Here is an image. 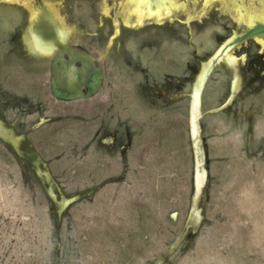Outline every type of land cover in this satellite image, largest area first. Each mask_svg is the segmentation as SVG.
Instances as JSON below:
<instances>
[{
	"label": "rangeland",
	"instance_id": "1",
	"mask_svg": "<svg viewBox=\"0 0 264 264\" xmlns=\"http://www.w3.org/2000/svg\"><path fill=\"white\" fill-rule=\"evenodd\" d=\"M46 1L69 21L58 11L64 0ZM118 1L96 0L94 33L104 23L108 35L123 36L125 53L115 52L118 39L107 54L98 49L108 74L94 102L113 101L109 113L123 119L131 145L97 165L85 122L68 118L30 135L64 184L59 198L81 196L60 213L47 183L28 171L25 142L0 139V264H264V74L252 85L245 80L253 73L242 74L249 59L264 73V44L248 39L229 51L236 77L221 55L206 79L197 222L188 112L203 64L235 30L264 21V0ZM75 9L88 6L76 0ZM39 32L41 45L54 47ZM80 103L71 105L88 108Z\"/></svg>",
	"mask_w": 264,
	"mask_h": 264
},
{
	"label": "flooded vegetation",
	"instance_id": "2",
	"mask_svg": "<svg viewBox=\"0 0 264 264\" xmlns=\"http://www.w3.org/2000/svg\"><path fill=\"white\" fill-rule=\"evenodd\" d=\"M75 1L64 0L58 7L60 14L67 12L68 21L65 15L56 14L55 10L57 9L54 8L55 6L46 0H0V121L15 136L21 137V142H25L28 150L24 151L23 158L27 162L28 171L30 173L32 171V177H35L41 183H47V188L61 189L64 184L62 185L59 177L52 172L50 161H45L35 149L34 144L28 139L44 124L53 126L55 123L68 118H75L82 123L85 122L84 126L92 134L90 143L93 154L92 160L97 165H99L98 159H102L105 154L111 158L116 157L115 155L119 156V154L125 156L126 147L129 144L131 145L133 140L132 134L124 126L123 119L109 113L113 111V101L111 99L110 102L106 99L103 102L101 100L94 102V98L103 91L108 74L104 60L101 61L99 58L98 49H101L102 54H107L109 41L118 39L115 52L122 55L125 53L124 38L120 34V36L108 35L104 23L99 26L100 33H94L92 22L98 21L96 0H83L88 6V11L86 10L82 14L76 13ZM165 1L159 2L157 8L164 6ZM108 2L111 3V0H108ZM116 2L119 7L120 2L118 0ZM140 2L147 3L149 7L153 4L152 0H140ZM40 28L43 30L46 28L60 29L63 31V35L60 37L48 35L53 41L54 47L45 48L41 45L40 39L37 38ZM109 37L111 38L109 39ZM60 43L82 47L97 59L104 73L102 88L97 94L76 100L59 99L53 94L51 88L52 54L48 51L54 48L57 52V47H61ZM223 58L235 63L228 49ZM226 59H224V63L231 68ZM258 66L260 64L254 59H249L246 63L242 74L246 71L253 74L249 78L247 77L245 84L252 85L257 77L261 78L264 74L261 68L263 66L260 69L257 68ZM15 77L19 82L25 78L27 81L20 84V86L13 85V78ZM4 83L6 85L10 84L11 90ZM82 101L89 103L88 108L83 105L85 109L87 108L86 110L84 108L78 109L79 105L75 108L71 105L80 102L82 104ZM87 112L89 116H87ZM104 112H107V114L103 115ZM125 138H127L126 143L124 142ZM0 139L6 144L9 142L1 137ZM73 151L75 154L78 153L76 150ZM38 159H40L39 167L51 173V181L45 175L41 176L38 173L36 165ZM80 198L81 196L77 200Z\"/></svg>",
	"mask_w": 264,
	"mask_h": 264
},
{
	"label": "water",
	"instance_id": "3",
	"mask_svg": "<svg viewBox=\"0 0 264 264\" xmlns=\"http://www.w3.org/2000/svg\"><path fill=\"white\" fill-rule=\"evenodd\" d=\"M199 2L203 0H198ZM209 1V0H208ZM207 2L204 5H207ZM255 1V0H249ZM160 0L158 3H153L151 7L157 8L159 6ZM161 24V23H158ZM46 33L49 36L57 37L58 34L55 30L51 28H46ZM254 39L258 43V41L264 44V21L256 20V21H249V27L245 28L241 31H236L230 35L223 43L220 45L219 54L222 55L227 49L228 52L235 48L236 45L248 40ZM258 40V41H257ZM61 47H57L58 51L56 52L54 48L49 50L52 55L51 60V67H52V76H51V88L53 90V94L59 99H66V100H76L81 99L82 97H90L97 94L100 89L102 88L103 80H104V73L102 70V66L99 65L97 59L93 56L92 53L87 51L86 49L76 46V45H64V43H60ZM219 54H215L212 56L208 62L203 64L202 71L198 75V77L194 80V84L191 88L190 93V101L188 105V112H189V133L191 135V142L194 154V195H193V206L191 209V217L194 218L195 222L200 221V211L201 209L197 207V200L199 191L202 188V185L205 181L206 175H204L202 161H203V154H202V142L200 138V129H199V120L202 116L201 112V104H202V93L203 88L206 82V79L210 75L211 68L214 65L218 64L220 60H217ZM226 59V58H224ZM229 66L233 69L234 76L236 77L234 66L232 62H229L227 59ZM206 72V74H205ZM205 74L206 78L203 84L200 86L199 81L202 75ZM200 86L201 90V102H200V113L199 116L194 117V122L196 121V131L195 134L191 132L190 126L192 125L191 117V99H192V90L198 89ZM221 108V107H218ZM0 137L6 141L12 142L14 144H18L21 137L15 136L14 133L7 129L3 123L0 121ZM36 165L38 167V173L41 176H46L48 180H52V175L47 170H43L39 167L40 159L36 161ZM197 172L201 173V179L197 178ZM60 191V189H59ZM49 193L52 195L54 200L59 204V212L61 213L68 204L78 199V196L74 197H66L65 194L56 193L54 187L49 188ZM176 211L171 213V218L176 219ZM180 236L177 238L179 240ZM176 245V244H175Z\"/></svg>",
	"mask_w": 264,
	"mask_h": 264
},
{
	"label": "bare ground",
	"instance_id": "4",
	"mask_svg": "<svg viewBox=\"0 0 264 264\" xmlns=\"http://www.w3.org/2000/svg\"><path fill=\"white\" fill-rule=\"evenodd\" d=\"M227 51V50H226ZM225 51V52H226ZM224 52V53H225ZM223 53V55H224ZM215 56V55H214ZM220 56V54L218 55V57ZM217 57V58H218ZM218 60V59H217ZM234 66V65H233ZM206 75L204 74L201 78H200V81H199V85L201 86L205 80V77ZM200 86L198 87V89H193V94H192V103H191V112H192V118H191V129H192V133L195 134V131L197 130L196 129V121L194 122V117H197L199 116V113H200V102H201V90H200ZM203 94V93H202ZM204 170V169H203ZM197 178L198 179H201V173L197 172ZM207 178V177H206ZM205 182V181H204Z\"/></svg>",
	"mask_w": 264,
	"mask_h": 264
}]
</instances>
